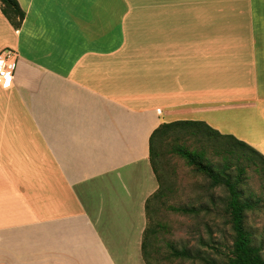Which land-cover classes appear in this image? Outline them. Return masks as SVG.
<instances>
[{"label":"crops","instance_id":"obj_1","mask_svg":"<svg viewBox=\"0 0 264 264\" xmlns=\"http://www.w3.org/2000/svg\"><path fill=\"white\" fill-rule=\"evenodd\" d=\"M0 2V264H147L150 138L205 121L264 154V0ZM127 262V261H126Z\"/></svg>","mask_w":264,"mask_h":264},{"label":"rangeland","instance_id":"obj_2","mask_svg":"<svg viewBox=\"0 0 264 264\" xmlns=\"http://www.w3.org/2000/svg\"><path fill=\"white\" fill-rule=\"evenodd\" d=\"M183 143L191 149L202 146L182 133L163 135L155 140L157 155L154 158L160 184L161 197L154 200L148 224L155 225L154 249L146 261L151 264H226L234 240V231L227 214L229 191L223 184L212 185L211 179L187 164L173 151V145ZM205 147V146H204ZM207 157L214 165L222 166L224 159L206 145ZM153 163V164H154ZM231 171L237 173V162L232 160ZM243 197L257 205L246 213V226L253 233L255 243L263 246L264 254V181L254 166L247 167L239 185ZM173 207H189L194 211L183 213ZM170 245L188 248L197 255L195 259L176 258ZM116 264H129L126 251H113ZM127 261V262H126ZM141 264V263H140Z\"/></svg>","mask_w":264,"mask_h":264},{"label":"trees","instance_id":"obj_3","mask_svg":"<svg viewBox=\"0 0 264 264\" xmlns=\"http://www.w3.org/2000/svg\"><path fill=\"white\" fill-rule=\"evenodd\" d=\"M0 2L4 15L15 27L20 26L25 18V11L19 1L0 0ZM170 133H182L193 138L195 142L200 143L202 146L201 149H191L183 143L174 144L172 149L176 154L184 158L188 165L207 175L211 179L213 186L223 184L229 191L226 210L234 231V240L226 264H264L263 246L255 243L253 233L246 226V213L252 210L257 205V202L244 198L243 192L239 189V185L243 182L244 175L249 166H254L256 173L264 181V154L246 141L232 134H224L205 121L177 120L162 124L152 133L150 147L153 163L157 155V147L154 146L155 140L157 139V142H159L163 135ZM206 145H210L214 153L222 156L225 160L222 166L214 165L209 160L207 157V149L205 148ZM234 159L237 162V173L235 174L231 171L233 166L231 161ZM154 166L158 175L155 163ZM158 178L160 179L159 175ZM161 191L162 186L147 201L149 220L153 211V201L161 197ZM173 209L183 213L194 211L193 208L189 207H173ZM156 235V226H149L148 224L144 232L143 241L145 259L150 256L149 251L154 249V240L152 239ZM170 248L172 249L171 255L176 258L195 259L197 257L188 248L179 249L173 245H170ZM146 262L147 264H151L148 261Z\"/></svg>","mask_w":264,"mask_h":264},{"label":"built area","instance_id":"obj_4","mask_svg":"<svg viewBox=\"0 0 264 264\" xmlns=\"http://www.w3.org/2000/svg\"><path fill=\"white\" fill-rule=\"evenodd\" d=\"M19 53L15 48L6 47L0 51V81L11 82L15 75Z\"/></svg>","mask_w":264,"mask_h":264}]
</instances>
